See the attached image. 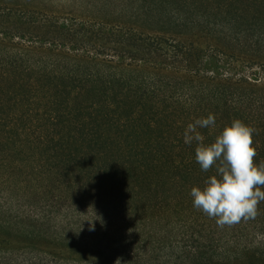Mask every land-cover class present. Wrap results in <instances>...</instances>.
<instances>
[{
    "label": "trees",
    "instance_id": "obj_1",
    "mask_svg": "<svg viewBox=\"0 0 264 264\" xmlns=\"http://www.w3.org/2000/svg\"><path fill=\"white\" fill-rule=\"evenodd\" d=\"M174 1L0 0V111L4 107L10 116L13 106L25 112L32 106L101 105L109 118V109L126 104V95L135 99L132 107L166 108L180 133L214 114V128L198 129L204 143L236 119L253 130L252 137L264 132L263 97L236 94L228 79L215 82L203 73V59L192 57L204 44L189 42L179 51V43L163 36L191 22L192 13L204 16L194 6L204 0ZM173 142L190 149L183 133ZM194 145L181 157L165 156L168 169L141 189L129 179L144 166L141 143L115 144L121 155L90 163L84 153L26 157L47 144H1L0 264H264V201L254 218L223 226L193 207L191 188L203 187L215 171H201ZM155 205L172 217L162 226L160 218L147 219ZM168 225L176 245L167 252L153 248L166 238ZM8 234L14 237L1 236ZM34 238L68 250L44 249Z\"/></svg>",
    "mask_w": 264,
    "mask_h": 264
},
{
    "label": "rangeland",
    "instance_id": "obj_2",
    "mask_svg": "<svg viewBox=\"0 0 264 264\" xmlns=\"http://www.w3.org/2000/svg\"><path fill=\"white\" fill-rule=\"evenodd\" d=\"M172 1L176 5V2ZM201 2L194 6L200 9L204 16L199 18L192 13L191 22L174 29L169 28V32L163 33V36L173 38L177 44L179 43L177 45L179 51H183L184 45L189 42L204 44L199 47L201 50L199 57H192L203 59L200 64L203 73L217 78L215 82L228 79L234 91L237 92L236 94L249 93L250 96L264 98V0H204ZM226 5L230 6L226 7ZM152 35H155V32H152ZM178 59H183V56H179ZM226 62L230 64L228 69ZM238 80H241V83ZM236 83L240 87L233 85ZM122 101L126 104L109 109V118L102 114L103 111L99 107L101 105L90 108H80L77 105L54 108L32 106L31 111L25 109V112L23 108L13 106L12 116H8V111L3 107L0 111V146L3 143H42L49 146L47 148L38 146V150L27 151L26 157L34 154L38 157L53 159V157L81 156L84 153L90 163L92 159H112L121 155V151L116 149L115 144L141 143L145 147L143 150L145 153L144 166L130 175L129 179L130 185L140 184L141 189L146 188L150 177L168 169L166 166L168 162L164 160V158L167 159L165 156L181 157L192 150L195 142L185 144L190 148L189 150L178 148L181 146H177V142L173 141H180L183 132L180 133L172 125L173 118L167 115L166 108L160 106L157 109L141 102H139L140 107L136 105L132 107L130 104L135 99L132 100L126 95L123 96ZM113 106L110 105V107ZM252 147L256 152L254 161L262 164L264 161V132H259L252 137ZM154 158L159 161L155 163L152 161ZM148 161L156 167L151 166ZM76 167L80 170L79 166ZM75 172L77 173L76 170ZM170 174L171 169L167 175ZM151 199L155 201L153 194H151ZM144 202L149 204L152 201ZM165 204L166 202L162 203V205ZM64 208L65 205L62 204L60 209ZM163 213L162 209L155 205L148 208L147 219L152 221L160 218L159 224L162 226L172 219L171 216L168 214L164 216ZM171 226L168 225L166 228V238L155 243L153 248L167 252L168 245H176L174 230L171 233L169 230ZM151 235L152 232L149 231L146 237L150 239ZM1 236H6L8 239L14 237L9 234ZM17 238L22 241V238ZM34 242L37 246L48 250L59 248L63 252L68 250L64 246L53 243L51 239L34 238ZM168 251L171 249L169 248ZM83 254L89 255L90 253L83 252ZM149 263L158 264L159 261L152 260Z\"/></svg>",
    "mask_w": 264,
    "mask_h": 264
},
{
    "label": "clouds",
    "instance_id": "obj_3",
    "mask_svg": "<svg viewBox=\"0 0 264 264\" xmlns=\"http://www.w3.org/2000/svg\"><path fill=\"white\" fill-rule=\"evenodd\" d=\"M215 116L189 123L183 132V142H196L195 160L201 171L215 169L207 177L203 187L193 186L189 195L193 207L217 225H231L242 218H254L257 205L264 201V164H256L252 147L253 130L236 119L225 125L213 142L204 143L199 128H214Z\"/></svg>",
    "mask_w": 264,
    "mask_h": 264
}]
</instances>
